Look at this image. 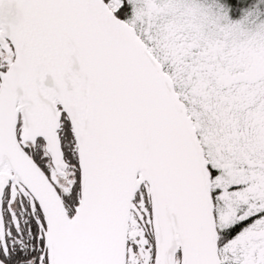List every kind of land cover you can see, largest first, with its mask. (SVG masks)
<instances>
[{"label":"snow or ice","instance_id":"6c2138e0","mask_svg":"<svg viewBox=\"0 0 264 264\" xmlns=\"http://www.w3.org/2000/svg\"><path fill=\"white\" fill-rule=\"evenodd\" d=\"M0 264H264V0H0Z\"/></svg>","mask_w":264,"mask_h":264}]
</instances>
